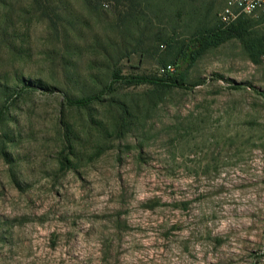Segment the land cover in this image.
I'll list each match as a JSON object with an SVG mask.
<instances>
[{
  "label": "rangeland",
  "instance_id": "obj_1",
  "mask_svg": "<svg viewBox=\"0 0 264 264\" xmlns=\"http://www.w3.org/2000/svg\"><path fill=\"white\" fill-rule=\"evenodd\" d=\"M133 1L0 0V264H264V58Z\"/></svg>",
  "mask_w": 264,
  "mask_h": 264
},
{
  "label": "trees",
  "instance_id": "obj_2",
  "mask_svg": "<svg viewBox=\"0 0 264 264\" xmlns=\"http://www.w3.org/2000/svg\"><path fill=\"white\" fill-rule=\"evenodd\" d=\"M92 2V0H86ZM116 3L122 1H129L130 8H135L133 0H114ZM246 17L240 18L234 24L230 26H224L219 23L213 28H209L202 32L197 33L192 39L180 50L179 57L182 59H190L191 62H195L206 50L210 48H216L232 38L240 39L246 45L251 58L259 62L264 58V38L262 40H247L248 25L245 21ZM166 67V66H165ZM164 67V68H165ZM168 75L166 80V86L168 87H184L185 79L184 75H174L171 72H165ZM137 79H143L138 77ZM264 97V93L260 94Z\"/></svg>",
  "mask_w": 264,
  "mask_h": 264
},
{
  "label": "built area",
  "instance_id": "obj_3",
  "mask_svg": "<svg viewBox=\"0 0 264 264\" xmlns=\"http://www.w3.org/2000/svg\"><path fill=\"white\" fill-rule=\"evenodd\" d=\"M264 14V0H227L219 14L220 23L230 26L242 17ZM162 72H174V67L168 65Z\"/></svg>",
  "mask_w": 264,
  "mask_h": 264
}]
</instances>
